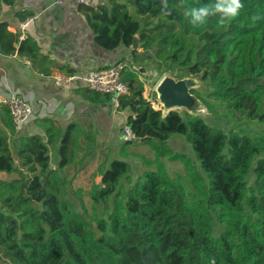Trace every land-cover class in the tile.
Here are the masks:
<instances>
[{
	"label": "trees",
	"instance_id": "1",
	"mask_svg": "<svg viewBox=\"0 0 264 264\" xmlns=\"http://www.w3.org/2000/svg\"><path fill=\"white\" fill-rule=\"evenodd\" d=\"M14 1L0 0V8ZM168 2L171 15L164 17L160 0H106L86 10L85 20L100 48L123 47L133 62L137 35L139 49L153 51L159 66L185 69L216 100L264 124V0H241L234 19L214 15L200 25L184 10L211 0ZM14 53L48 74L37 43L19 40L1 22L0 56ZM121 80L127 92L116 109L126 113L131 139L125 144H146L160 157L181 160L188 181L170 177L163 165L132 181L129 163L114 159L99 172L91 211L77 212L63 174L90 150L93 135L44 118L35 120L38 133L19 135L13 151L0 133V264H264V138L224 132L185 111L162 116L144 99L134 67ZM77 92L89 104H112L109 95ZM2 110L14 136L9 111ZM174 135L190 145L197 167L172 154L167 142ZM50 150L57 157L51 169Z\"/></svg>",
	"mask_w": 264,
	"mask_h": 264
},
{
	"label": "crops",
	"instance_id": "2",
	"mask_svg": "<svg viewBox=\"0 0 264 264\" xmlns=\"http://www.w3.org/2000/svg\"><path fill=\"white\" fill-rule=\"evenodd\" d=\"M106 0H92L81 7L57 6L54 0H15L12 6L0 8V23L17 34L19 40L33 39L48 64V74L42 75L26 58L0 56V98L9 93L20 95L32 108L27 122L14 136L3 124L4 112L0 105V133L12 142V150L19 135L40 131L35 120H54L62 129L74 123L92 135L110 134L104 120L118 113L111 103L89 104L81 98L77 87L57 86L51 80L56 74H84L92 69L110 66L130 55L123 47L106 51L96 45L86 20L85 12L105 4ZM32 19L25 27L22 24ZM125 121V118H124ZM111 127V126H109ZM46 141L45 134H40ZM53 151V150H52ZM51 150L48 155H50Z\"/></svg>",
	"mask_w": 264,
	"mask_h": 264
},
{
	"label": "rangeland",
	"instance_id": "3",
	"mask_svg": "<svg viewBox=\"0 0 264 264\" xmlns=\"http://www.w3.org/2000/svg\"><path fill=\"white\" fill-rule=\"evenodd\" d=\"M129 12L133 15L132 8L129 9ZM138 52L139 54L136 60L132 62V66L137 70L138 81L143 84V97L149 101L150 107L154 111L164 113L154 91L156 84L162 77L169 76L176 80L189 78L195 83L192 94L196 97L199 105L197 115L208 125L224 132L232 131L250 138H264V124L252 121L246 118L244 114L234 111L225 103L216 100L211 94L212 89L207 84L192 77L188 71L175 66H159L153 61L154 53L151 50L142 51L138 49ZM140 68H144L146 74L139 73L138 69ZM112 105L114 104L112 103ZM176 111L182 112L184 110L178 109ZM114 117L115 120L113 121L111 118L104 120L106 124L109 123L111 126H108L110 134L97 133L93 135L90 150L86 153H80L77 163L64 170L63 175L67 180V198L73 203L77 212L91 211L90 195L95 191V186L101 179L99 172L114 159H121L129 163L131 169L129 175L132 181L145 171H156L159 165H163L170 177L188 181L187 169L181 160H174L168 156L160 157L153 147L146 144H125L131 139V136L127 134L129 130L124 121L126 113L118 112ZM167 146L173 155L187 158L190 164L197 167L192 149L182 136H171ZM259 156L264 157V153L262 152ZM56 161V150H53L50 153V165L53 167ZM253 179L254 176L250 172L247 177L248 183L252 184ZM214 225L217 234L220 226L216 222Z\"/></svg>",
	"mask_w": 264,
	"mask_h": 264
},
{
	"label": "built area",
	"instance_id": "4",
	"mask_svg": "<svg viewBox=\"0 0 264 264\" xmlns=\"http://www.w3.org/2000/svg\"><path fill=\"white\" fill-rule=\"evenodd\" d=\"M92 0H54L57 6L79 7L88 5ZM32 19L22 24L25 27ZM133 69L130 59H120L110 66L92 69L84 74H56L51 77L57 86L86 88L101 95H109L111 102L117 107V98L127 92V86L121 80L125 70ZM0 105L9 111L14 133L16 134L32 114V108L20 95L9 93L0 98ZM130 135V133H127Z\"/></svg>",
	"mask_w": 264,
	"mask_h": 264
},
{
	"label": "water",
	"instance_id": "5",
	"mask_svg": "<svg viewBox=\"0 0 264 264\" xmlns=\"http://www.w3.org/2000/svg\"><path fill=\"white\" fill-rule=\"evenodd\" d=\"M130 49L132 51H138L139 43L137 35L133 36ZM138 72L146 74L144 68L138 69ZM194 86V81L189 78L176 80L169 76L162 77L154 89L157 95V100L164 111L162 116H165L167 113L176 111L178 109L184 110L190 115L198 116V101L191 93V90L194 88ZM48 167L51 169L52 165H49Z\"/></svg>",
	"mask_w": 264,
	"mask_h": 264
},
{
	"label": "clouds",
	"instance_id": "6",
	"mask_svg": "<svg viewBox=\"0 0 264 264\" xmlns=\"http://www.w3.org/2000/svg\"><path fill=\"white\" fill-rule=\"evenodd\" d=\"M243 8L241 0H211V3L203 4L197 7H187L184 10V16L188 18L192 25L203 24L210 16H219L220 22L228 19H234ZM159 14L167 17L171 15V10L168 0H160ZM252 19L258 20V16H253ZM210 264H216L215 259L210 261Z\"/></svg>",
	"mask_w": 264,
	"mask_h": 264
},
{
	"label": "bare ground",
	"instance_id": "7",
	"mask_svg": "<svg viewBox=\"0 0 264 264\" xmlns=\"http://www.w3.org/2000/svg\"><path fill=\"white\" fill-rule=\"evenodd\" d=\"M155 107H157V108H158V106H156V105H155Z\"/></svg>",
	"mask_w": 264,
	"mask_h": 264
}]
</instances>
